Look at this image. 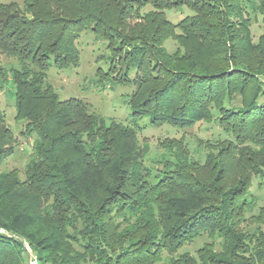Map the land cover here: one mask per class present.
Masks as SVG:
<instances>
[{
	"label": "trees",
	"instance_id": "trees-1",
	"mask_svg": "<svg viewBox=\"0 0 264 264\" xmlns=\"http://www.w3.org/2000/svg\"><path fill=\"white\" fill-rule=\"evenodd\" d=\"M260 17L264 0H0V53L17 62L0 91L36 136L25 178L0 173V264H28L26 247L39 264H264V206L247 217L264 178ZM84 32L107 43L103 85L132 90L129 125L48 82L78 66ZM203 123L218 134L195 152L165 140L149 160L140 144ZM12 142L0 111V164Z\"/></svg>",
	"mask_w": 264,
	"mask_h": 264
},
{
	"label": "rangeland",
	"instance_id": "rangeland-1",
	"mask_svg": "<svg viewBox=\"0 0 264 264\" xmlns=\"http://www.w3.org/2000/svg\"><path fill=\"white\" fill-rule=\"evenodd\" d=\"M5 1H17L20 4L23 2V0ZM251 28L254 39L257 40L264 32L262 18L260 17L257 22L252 19ZM77 47L80 51L78 66H71L64 70H58L55 66L50 67L48 82L54 91L62 101L68 99L83 101L93 112L104 118L107 124L113 120L129 125L133 119V110L127 104V97L132 92L131 88L119 86L110 89L99 80L98 70L107 69L103 59L109 54L107 43L97 39L92 32H84L77 41ZM166 47L169 51L174 52L177 44L170 40L166 42ZM16 63L14 59L0 53L1 67L8 69L10 66H16ZM13 91L11 83L5 85V88L0 91V111L5 118V127L9 128L13 135L11 146L14 148V153L0 164V173H16L23 180L27 167L34 158L33 144L36 136L27 133L25 121L17 119ZM216 134H218L216 129H211L206 123L186 134L169 126L147 127L141 132L139 140L141 146L150 147V160L156 157L160 150L159 146L165 140L183 139L189 150L195 152L197 147L205 144L207 140H211ZM251 193V200L254 202L253 211L248 213L247 217L257 213L258 209L264 206V178L259 176L253 179ZM202 244L203 241L186 248V251L194 253ZM28 248L26 247L29 254L28 264H30V256L36 257V255Z\"/></svg>",
	"mask_w": 264,
	"mask_h": 264
},
{
	"label": "built area",
	"instance_id": "built-area-1",
	"mask_svg": "<svg viewBox=\"0 0 264 264\" xmlns=\"http://www.w3.org/2000/svg\"><path fill=\"white\" fill-rule=\"evenodd\" d=\"M30 264H39L37 258L35 256H33V255L30 256Z\"/></svg>",
	"mask_w": 264,
	"mask_h": 264
}]
</instances>
